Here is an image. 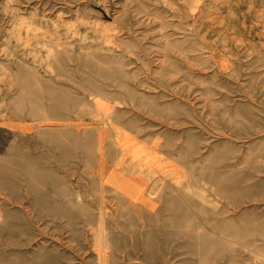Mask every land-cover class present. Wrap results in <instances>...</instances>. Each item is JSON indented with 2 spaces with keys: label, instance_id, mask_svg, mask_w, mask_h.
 Here are the masks:
<instances>
[{
  "label": "rangeland",
  "instance_id": "obj_1",
  "mask_svg": "<svg viewBox=\"0 0 264 264\" xmlns=\"http://www.w3.org/2000/svg\"><path fill=\"white\" fill-rule=\"evenodd\" d=\"M0 264H264V0H0Z\"/></svg>",
  "mask_w": 264,
  "mask_h": 264
}]
</instances>
